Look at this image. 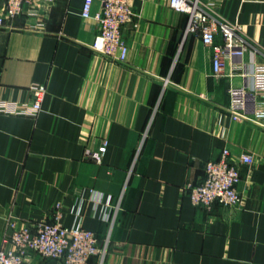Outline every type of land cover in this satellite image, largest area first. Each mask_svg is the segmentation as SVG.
Masks as SVG:
<instances>
[{
	"label": "crops",
	"instance_id": "obj_1",
	"mask_svg": "<svg viewBox=\"0 0 264 264\" xmlns=\"http://www.w3.org/2000/svg\"><path fill=\"white\" fill-rule=\"evenodd\" d=\"M204 1L244 44L220 75L169 0H133L124 62L92 49L97 22L81 16L82 0H34L36 16L0 27V248L10 247V222L34 229L58 218L97 235L103 264H264V119L227 113L230 87L251 85L264 64V0ZM34 84L46 87L40 111L10 113L33 102ZM224 147L233 159L252 155L240 207L193 205L190 185ZM24 264L63 262L31 254Z\"/></svg>",
	"mask_w": 264,
	"mask_h": 264
},
{
	"label": "built area",
	"instance_id": "obj_2",
	"mask_svg": "<svg viewBox=\"0 0 264 264\" xmlns=\"http://www.w3.org/2000/svg\"><path fill=\"white\" fill-rule=\"evenodd\" d=\"M47 4L53 0H44ZM94 0H82L81 16H93L97 22V32L92 49L98 54L118 62L126 61L128 47L122 38L121 27L132 16L133 0H100V8L92 13ZM220 2L222 0H216ZM214 1L169 0L174 11L188 15L186 31L199 32L202 43L212 48V73L220 75L223 71L225 55H241L244 50L242 41L238 44L237 27L226 21L218 20L210 12ZM215 4V3H214ZM34 0H0V27H11V21L22 14L36 16ZM220 31L223 42L214 45V35ZM238 48V49H236ZM251 85L230 87L227 113L234 120L251 121L259 124L264 119V64L255 65L251 73ZM33 102L30 105L17 104L10 113L17 115H36L46 91L44 84L31 87ZM105 145L93 153L99 162ZM252 155L242 152L233 159L227 147L216 160L204 164L203 180L190 185L189 199L195 206L210 209L214 203L228 209H238L242 197L237 189L241 168L252 163ZM12 229L6 242L10 247L0 248V264H24L31 254L58 259L63 264H103L105 245L99 243L97 235L83 227L79 221L71 225L55 221H43L34 229L29 226ZM95 258V263L91 259Z\"/></svg>",
	"mask_w": 264,
	"mask_h": 264
}]
</instances>
